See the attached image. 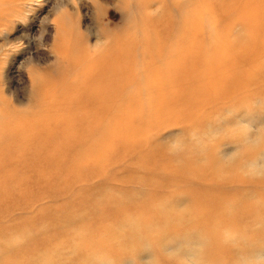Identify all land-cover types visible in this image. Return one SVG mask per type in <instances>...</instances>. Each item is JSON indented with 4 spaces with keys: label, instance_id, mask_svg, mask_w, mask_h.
Returning a JSON list of instances; mask_svg holds the SVG:
<instances>
[{
    "label": "rangeland",
    "instance_id": "rangeland-1",
    "mask_svg": "<svg viewBox=\"0 0 264 264\" xmlns=\"http://www.w3.org/2000/svg\"><path fill=\"white\" fill-rule=\"evenodd\" d=\"M255 5L0 0V264H264Z\"/></svg>",
    "mask_w": 264,
    "mask_h": 264
},
{
    "label": "bare ground",
    "instance_id": "bare-ground-1",
    "mask_svg": "<svg viewBox=\"0 0 264 264\" xmlns=\"http://www.w3.org/2000/svg\"><path fill=\"white\" fill-rule=\"evenodd\" d=\"M256 2H258L259 6L255 5L254 9L250 10L251 13H253L254 16H256V19H255V22L252 21L249 24H250V26L254 25L256 29L259 28V29L263 30V33H264V0H256ZM260 6H261V9H260ZM254 32L255 31H252V35L254 34ZM252 35H251V37L249 35L246 36L245 38L242 37V40L238 36H235L231 40L225 34H221L218 36L219 38H221V40H220V42H222L221 47H219L218 44H213V46H211L210 48H207L205 51H203L199 48V46L196 45V49H198V50H195L193 55L191 54V56L188 59H190L191 63H193V62H194V64L200 63V74L202 77L204 75L209 74V69L211 68V64H210L211 62L206 61L204 59L205 56H207L208 53H211V52H214V53L222 56L223 53L220 52L221 49L227 50V51L228 50L232 51V50H236V49L240 48L243 51V56L242 55L235 56L234 57L235 60L233 59V61L238 62L239 64H244V62H247L251 65L252 64H261L262 65V64H264V35H260V36L253 35V37H252ZM158 38H159L158 40H161L160 43L164 44L165 39H166L165 35L160 33L158 35ZM229 41H230V43H229ZM199 44H201V43H199ZM237 46H240V47L236 48ZM243 48H245L244 49L245 53H244ZM208 49L209 50L211 49L210 50L211 52ZM164 50H165V52L163 50H161L160 53H162L163 55L165 53L167 56H171V54L169 53L170 50H168V49H164ZM179 52H181L180 48H179ZM179 52L177 51L176 55H178ZM181 54H182V52H181ZM182 55L184 57V54H182ZM260 58H262V59L258 60ZM171 59H174L173 61H175V62L181 61V57H174ZM172 70L174 73H176L174 68ZM209 75L210 76H208V77H210V79H211L210 82H212V84H210V85H215L218 82H220L222 79V78H220V76H217V75L216 76L211 75V74H209ZM212 78H214V79H212ZM239 83H240V85H242L244 82L242 80H240ZM201 84L202 83L200 82V85ZM160 94L163 98V93L160 92ZM160 101H161V99H160ZM174 103H176V101H173L171 104H174Z\"/></svg>",
    "mask_w": 264,
    "mask_h": 264
}]
</instances>
